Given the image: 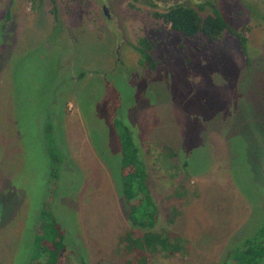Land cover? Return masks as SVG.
<instances>
[{
    "label": "rangeland",
    "instance_id": "1",
    "mask_svg": "<svg viewBox=\"0 0 264 264\" xmlns=\"http://www.w3.org/2000/svg\"><path fill=\"white\" fill-rule=\"evenodd\" d=\"M77 2L0 0V264L28 263L51 141L67 155L58 264H128L113 250L128 229L115 118L139 148L155 229L184 246L147 264H220L264 231V0L213 3L228 25L215 42L124 0H108L115 21L100 15L105 0ZM143 38L153 69L138 65Z\"/></svg>",
    "mask_w": 264,
    "mask_h": 264
},
{
    "label": "trees",
    "instance_id": "2",
    "mask_svg": "<svg viewBox=\"0 0 264 264\" xmlns=\"http://www.w3.org/2000/svg\"><path fill=\"white\" fill-rule=\"evenodd\" d=\"M160 17L174 32L186 38L200 36L208 42L217 41L222 32L228 29L224 19L216 11L201 18L191 8L176 6L160 14ZM4 26L3 20L0 23L1 35L4 34ZM234 35L244 50V37L238 33ZM137 44L135 50L139 53V67L153 69L154 63L150 55L152 45L145 39H138ZM83 74L78 73V79H81ZM112 129L119 148L116 190L128 224V229L116 238L113 249L115 256L128 264H147L148 257L153 253H162L166 258L176 252L184 253L182 240L178 236L166 230L155 229L156 205L146 183L139 148L128 129L117 118L112 121ZM51 142L43 148L48 158L47 179L43 184L44 195L36 208L27 264H58L64 252L63 234L59 230L55 210L59 208L57 197L60 194L56 193V187L60 186L64 178V161L67 155ZM65 183L67 184V180ZM170 221L171 219H168V222ZM263 243L264 231L260 229L256 236H245L238 246L230 248L220 264H259L264 257Z\"/></svg>",
    "mask_w": 264,
    "mask_h": 264
},
{
    "label": "flooded vegetation",
    "instance_id": "3",
    "mask_svg": "<svg viewBox=\"0 0 264 264\" xmlns=\"http://www.w3.org/2000/svg\"><path fill=\"white\" fill-rule=\"evenodd\" d=\"M75 1L76 3L80 4L79 2H77V0H68V2L70 3H73ZM216 1L217 0H124L126 8L128 10H131V12L139 11V10H135L131 6L138 7L140 10L145 9L151 11L152 13H150L149 15L152 18L159 20L162 25H166V29L170 32H174V31L170 29L168 24L163 23L160 14L165 13L168 9H171L173 7L181 6V7H188L193 9L199 17L203 18L204 16L211 14V12L213 11H216L219 14V12L216 9V6L213 5V3H216ZM207 7H208L207 14L201 16L200 12L204 13V10ZM8 10H9V6H6L5 12H8ZM100 12H101L100 15L105 21H115L117 19V17L112 13L108 5V0L107 2L105 0V3H100ZM145 40L151 44L149 40L147 39ZM137 45H138L137 43L134 45V49L137 47Z\"/></svg>",
    "mask_w": 264,
    "mask_h": 264
}]
</instances>
